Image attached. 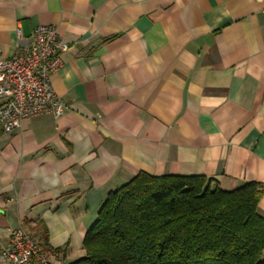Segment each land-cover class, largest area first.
Listing matches in <instances>:
<instances>
[{"label": "crops", "instance_id": "obj_1", "mask_svg": "<svg viewBox=\"0 0 264 264\" xmlns=\"http://www.w3.org/2000/svg\"><path fill=\"white\" fill-rule=\"evenodd\" d=\"M41 24L70 46L50 77L65 109L0 133V250L23 228L75 262L141 172L264 183V0H0V51Z\"/></svg>", "mask_w": 264, "mask_h": 264}, {"label": "trees", "instance_id": "obj_2", "mask_svg": "<svg viewBox=\"0 0 264 264\" xmlns=\"http://www.w3.org/2000/svg\"><path fill=\"white\" fill-rule=\"evenodd\" d=\"M264 183L141 172L111 191L71 264H264Z\"/></svg>", "mask_w": 264, "mask_h": 264}, {"label": "built area", "instance_id": "obj_3", "mask_svg": "<svg viewBox=\"0 0 264 264\" xmlns=\"http://www.w3.org/2000/svg\"><path fill=\"white\" fill-rule=\"evenodd\" d=\"M11 57L0 51V133L9 134L36 116H60L65 105L50 83L64 64L69 44L55 26L41 24L33 30V42L24 41ZM48 264L44 249L23 228L10 230L9 245L0 250V264Z\"/></svg>", "mask_w": 264, "mask_h": 264}, {"label": "rangeland", "instance_id": "obj_4", "mask_svg": "<svg viewBox=\"0 0 264 264\" xmlns=\"http://www.w3.org/2000/svg\"><path fill=\"white\" fill-rule=\"evenodd\" d=\"M47 255V254H46ZM47 258H48V256H47Z\"/></svg>", "mask_w": 264, "mask_h": 264}]
</instances>
